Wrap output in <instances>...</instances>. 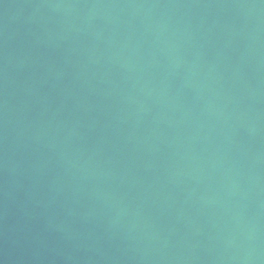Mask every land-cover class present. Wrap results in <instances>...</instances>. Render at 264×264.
<instances>
[{"label": "water", "instance_id": "1", "mask_svg": "<svg viewBox=\"0 0 264 264\" xmlns=\"http://www.w3.org/2000/svg\"><path fill=\"white\" fill-rule=\"evenodd\" d=\"M0 264H264V0H0Z\"/></svg>", "mask_w": 264, "mask_h": 264}]
</instances>
